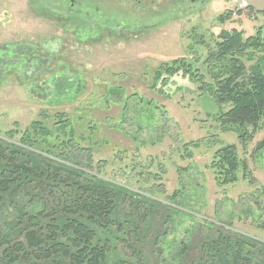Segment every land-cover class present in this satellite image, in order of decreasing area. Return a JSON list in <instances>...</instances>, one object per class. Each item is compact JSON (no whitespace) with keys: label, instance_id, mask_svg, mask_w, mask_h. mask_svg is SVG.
I'll use <instances>...</instances> for the list:
<instances>
[{"label":"rangeland","instance_id":"374dc122","mask_svg":"<svg viewBox=\"0 0 264 264\" xmlns=\"http://www.w3.org/2000/svg\"><path fill=\"white\" fill-rule=\"evenodd\" d=\"M165 2L0 0V146L8 150L5 157L31 169L3 194L5 213L22 221L17 229L23 232L13 239L11 255L0 233V264H71L57 244L76 252L72 232L64 236L63 227L69 219L86 221L66 211L82 188L58 181L48 185L52 192L42 189L50 156L21 144L40 114L52 124L59 112L84 117L85 131L93 126L104 138L87 143L83 126L74 127V144L87 149L74 155L89 173L88 191L115 195L108 227L89 221L93 244L108 249L106 264H264V126L250 128L247 143L219 127L215 116L231 105L213 99L206 62L223 30L264 39V0H187L182 8H162ZM31 54L42 58L38 69L19 63ZM182 57L193 65L191 75L167 77L163 88L160 67ZM61 78L77 81L68 95L55 92ZM114 86L124 91L119 99L108 94ZM232 144L242 163L238 180L221 185L212 162L218 149ZM18 185L29 196L22 194L16 210L11 193ZM34 208L38 225L28 228ZM50 226L58 228L56 239ZM32 229L50 253L28 246Z\"/></svg>","mask_w":264,"mask_h":264},{"label":"trees","instance_id":"16d2710c","mask_svg":"<svg viewBox=\"0 0 264 264\" xmlns=\"http://www.w3.org/2000/svg\"><path fill=\"white\" fill-rule=\"evenodd\" d=\"M222 19H225V17ZM242 34L237 29L230 31L223 30L219 35L221 39L216 44L218 47L217 52L210 55L206 59V62L207 69L213 81L208 86L211 89V94H213V99L218 106H223L224 104L231 105L228 111H221L215 116L219 127L225 132L235 131L239 135L238 137L242 143H247L252 139L254 133L249 131L250 128H253L255 131V129L264 126V54L262 55L260 53L264 47V39L262 40L260 34L255 36L251 35V37L246 38ZM41 61L42 58L40 56L31 54L26 55L19 63L25 69L34 67L38 69ZM172 61L173 63L169 67L161 66L159 69L158 78L161 79L163 88L168 87L169 79L167 77L171 78L172 75L182 73L191 75L192 73L191 67L193 65L186 58L182 57ZM201 79L203 78L201 77ZM76 82L74 78H61L60 82L57 81V85L54 88L55 92L59 91L61 94L68 95L73 90L72 88ZM119 88L116 86L110 88L108 94H115L116 98L119 99L121 94L124 93L123 89L121 90ZM106 99L109 100V103L111 102L108 96ZM116 102L115 100L114 103ZM123 113L125 112L121 111V121L124 120ZM58 114L55 117L56 121L52 124L47 121L49 118L47 115L40 114L41 119L34 120L31 126L25 129L21 144H25L31 148L36 147L42 149L43 152L48 153L50 156L49 159L51 161L46 165L48 175H46V179H42L44 183L41 184L43 186L42 189L49 188L52 192L53 186L49 187L48 185H54L58 181H61L60 185L61 183H65V186L72 183V186H68H71L73 190L75 186L82 188V197H78L76 200L70 202L71 206H68L66 211L69 208H71V211L74 209L75 212L80 214L82 219L86 218V221L84 222L83 220L74 218L69 219L63 227L66 230L63 233L64 236L68 234L67 230L68 232H72L73 238L70 240L76 252L71 253V249L65 244L66 247L63 244L57 245L67 256L70 255L71 264H106L108 249H105L100 244H93L96 233L90 227L89 221L95 222L97 219L103 224V227H108L107 225L112 217V213L116 208L114 203L115 195H113L114 191L112 189L96 190L95 192L91 190L92 193L88 191L89 187L86 184L85 177L89 173L80 166V163L75 161L76 156L74 155V153L81 156L85 155L87 149L79 144H74L76 140L74 127L76 123L83 126L80 132H82V139L87 143L93 144L97 139L104 140V138L98 137V132L93 126H89L87 132L85 131L86 123L84 117L80 116L79 118H75L72 116L71 119L70 114L66 112H59ZM7 152V149L0 146V166L5 161L9 164V166H5L3 169L2 167L0 168V222L3 221L0 227V233L2 243L6 242V245H8V249L5 252L11 255L8 251L12 247L11 243H13V239L18 233L22 235L23 232L17 229L22 221L11 217L9 213H5V208L1 205L4 199L3 194H7L10 187L18 180L23 179L25 174L30 175L31 169L27 165H19L13 156L10 158L5 157L8 155ZM15 153L16 151H12L13 155ZM54 159L60 160L61 162L59 161L58 163ZM241 164L237 147L235 144H232L222 146L216 151L212 168L215 169L221 185L232 184L238 180L237 172ZM27 189V187L24 188L18 185L12 191L11 195L14 197L16 210H18L23 201L21 198L22 194L28 195L29 192ZM57 205L61 206V204ZM32 212L29 216L31 224L28 228L38 225V218L34 215L36 214L34 213L35 208L32 209ZM6 228L7 230H5ZM49 228L52 229L50 237L56 239L55 230H58V228L53 229L51 226ZM26 237L27 241H29V247L37 248L40 252L50 253L47 251L48 249L41 247L45 241L42 235H38L36 230L32 229L28 231ZM50 237L46 238V240H50ZM173 244L174 240L168 241L167 247L171 249ZM19 245L20 247L17 246L18 250L23 248L22 243ZM185 250H187V247L183 246V249L178 251L180 253L179 256L183 252H186ZM33 254L40 259L41 255H37L35 252Z\"/></svg>","mask_w":264,"mask_h":264},{"label":"flooded vegetation","instance_id":"af4514ba","mask_svg":"<svg viewBox=\"0 0 264 264\" xmlns=\"http://www.w3.org/2000/svg\"><path fill=\"white\" fill-rule=\"evenodd\" d=\"M186 1L185 0H166V2H165L166 5H165V7H162V8H168V7H173V8L174 7H179L180 8L181 5L186 6V3H187ZM191 1L194 3L195 1H201V2H203L205 0H191Z\"/></svg>","mask_w":264,"mask_h":264}]
</instances>
